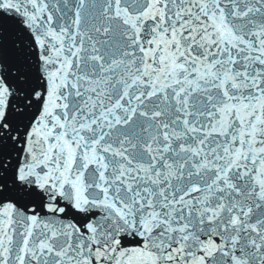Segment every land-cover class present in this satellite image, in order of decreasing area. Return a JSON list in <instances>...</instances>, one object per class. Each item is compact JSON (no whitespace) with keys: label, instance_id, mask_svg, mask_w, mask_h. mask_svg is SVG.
<instances>
[{"label":"snow or ice","instance_id":"snow-or-ice-1","mask_svg":"<svg viewBox=\"0 0 264 264\" xmlns=\"http://www.w3.org/2000/svg\"><path fill=\"white\" fill-rule=\"evenodd\" d=\"M0 264H264V0H0Z\"/></svg>","mask_w":264,"mask_h":264}]
</instances>
